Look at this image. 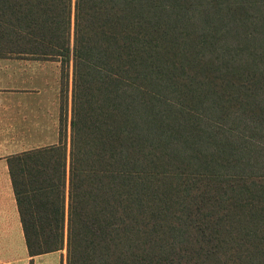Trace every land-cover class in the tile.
<instances>
[{"label": "trees", "instance_id": "1", "mask_svg": "<svg viewBox=\"0 0 264 264\" xmlns=\"http://www.w3.org/2000/svg\"><path fill=\"white\" fill-rule=\"evenodd\" d=\"M11 56L60 63L59 143L9 159L30 264H264V0H0Z\"/></svg>", "mask_w": 264, "mask_h": 264}, {"label": "crops", "instance_id": "2", "mask_svg": "<svg viewBox=\"0 0 264 264\" xmlns=\"http://www.w3.org/2000/svg\"><path fill=\"white\" fill-rule=\"evenodd\" d=\"M11 63L17 65V80L9 72ZM49 63L53 64V79L48 100L43 103L37 101L35 96L39 97L47 90L45 86L39 85L35 69ZM68 102L67 149L71 118L70 92ZM59 119V61L31 57H0V264H18L25 258L29 259L30 264L31 259L27 252L11 183L9 159L25 151L58 144Z\"/></svg>", "mask_w": 264, "mask_h": 264}, {"label": "rangeland", "instance_id": "3", "mask_svg": "<svg viewBox=\"0 0 264 264\" xmlns=\"http://www.w3.org/2000/svg\"><path fill=\"white\" fill-rule=\"evenodd\" d=\"M52 65V63L44 64L39 67H36L35 69V74L36 76H38V80L40 81L39 85L45 86V89L47 90L46 92H43L41 96H35L37 101L43 103H45L44 101L48 100L49 96V89L52 83L51 80L53 79ZM16 67V63H11L9 71L12 76H15V80H17ZM69 71L71 72V67ZM65 255V250L42 254L34 258L33 264H65ZM25 256H27V253L25 254ZM18 264H29V259H21Z\"/></svg>", "mask_w": 264, "mask_h": 264}]
</instances>
